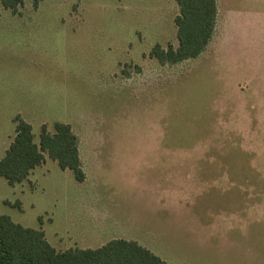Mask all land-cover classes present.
<instances>
[{
    "label": "rangeland",
    "instance_id": "rangeland-1",
    "mask_svg": "<svg viewBox=\"0 0 264 264\" xmlns=\"http://www.w3.org/2000/svg\"><path fill=\"white\" fill-rule=\"evenodd\" d=\"M198 58L176 0H0V160L14 120L71 126L85 180L46 155L0 214L58 251L136 241L167 264H264V0H216Z\"/></svg>",
    "mask_w": 264,
    "mask_h": 264
},
{
    "label": "trees",
    "instance_id": "trees-1",
    "mask_svg": "<svg viewBox=\"0 0 264 264\" xmlns=\"http://www.w3.org/2000/svg\"><path fill=\"white\" fill-rule=\"evenodd\" d=\"M44 0H33L39 7ZM180 15L176 19L178 49L157 47L152 56L161 62L178 64L200 57L210 44L215 30L216 0H176ZM23 0H2L13 14ZM15 138L0 160V178L12 186L25 182L46 161V155L63 170H70L78 182L86 178L82 169L79 140L68 124L55 123L54 133L43 125L39 143L33 126L17 116ZM0 264H167L136 241L112 240L97 249H69L61 252L47 240L43 230L25 228L0 214Z\"/></svg>",
    "mask_w": 264,
    "mask_h": 264
},
{
    "label": "crops",
    "instance_id": "crops-1",
    "mask_svg": "<svg viewBox=\"0 0 264 264\" xmlns=\"http://www.w3.org/2000/svg\"><path fill=\"white\" fill-rule=\"evenodd\" d=\"M106 245V244H105ZM104 246V245H103Z\"/></svg>",
    "mask_w": 264,
    "mask_h": 264
}]
</instances>
